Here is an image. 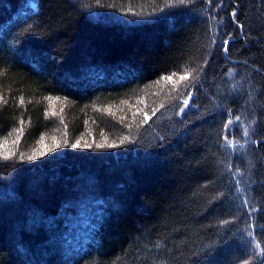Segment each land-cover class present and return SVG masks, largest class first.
Wrapping results in <instances>:
<instances>
[{"label":"trees","instance_id":"16d2710c","mask_svg":"<svg viewBox=\"0 0 264 264\" xmlns=\"http://www.w3.org/2000/svg\"><path fill=\"white\" fill-rule=\"evenodd\" d=\"M245 262L264 0H0V264Z\"/></svg>","mask_w":264,"mask_h":264},{"label":"snow or ice","instance_id":"6c2138e0","mask_svg":"<svg viewBox=\"0 0 264 264\" xmlns=\"http://www.w3.org/2000/svg\"><path fill=\"white\" fill-rule=\"evenodd\" d=\"M181 2H183V0H181ZM187 78L186 76L185 77H181V79H185ZM167 79H171V77H168ZM185 103H187V101H185ZM245 264H247V262H245Z\"/></svg>","mask_w":264,"mask_h":264}]
</instances>
